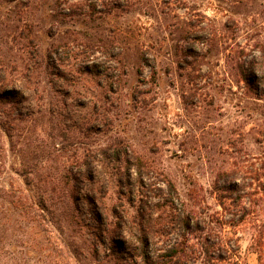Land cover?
I'll use <instances>...</instances> for the list:
<instances>
[{"label": "rangeland", "instance_id": "rangeland-1", "mask_svg": "<svg viewBox=\"0 0 264 264\" xmlns=\"http://www.w3.org/2000/svg\"><path fill=\"white\" fill-rule=\"evenodd\" d=\"M257 43L264 0H0V264H107L140 224L153 262L184 211L205 264H264Z\"/></svg>", "mask_w": 264, "mask_h": 264}, {"label": "trees", "instance_id": "trees-1", "mask_svg": "<svg viewBox=\"0 0 264 264\" xmlns=\"http://www.w3.org/2000/svg\"><path fill=\"white\" fill-rule=\"evenodd\" d=\"M213 35L211 34L210 37ZM213 41L212 38L208 40ZM210 47V44H209ZM256 48L260 52V57L258 59H253L249 63L242 61L237 64V70L239 71L240 77L245 85L247 91L254 93L256 99H262L264 96V43H257ZM17 94L14 95V97ZM21 99V96H19ZM14 105H17V102H12ZM18 115H21L20 113ZM27 113L24 116H29ZM9 130L12 131V127L10 126ZM120 143L110 144L106 149L102 150L105 152H112V158L114 163L120 164L123 163L124 160L121 158L119 153V145ZM106 154V153H105ZM110 156V155H109ZM126 163V161H125ZM136 168L140 170L142 168V164L140 160L136 161ZM118 171H120L119 167H114ZM72 182L83 183L80 179H76L75 177L70 178ZM126 182V181H125ZM81 183V184H82ZM123 177L121 180H118L119 187H123ZM166 186L170 192V197L176 195V191L174 187L167 182ZM74 198L73 200H75ZM86 199H89L86 197ZM97 221V220H96ZM174 227L177 231L183 232V234L168 248L161 249L158 252L156 251L153 255L155 257L152 262V258L150 257V252L148 248L151 246L148 226L138 225L139 226V237L137 238L139 248L136 253L135 250L132 251L127 248H121L120 243L116 242V240L112 241L111 251L112 254H109L106 258L107 264H195L198 259H203L205 263H214L221 262L224 259V254L227 251V247L220 242V239H214L215 234H213L212 229L208 227L201 226L200 224L195 223L192 224V218L185 211L178 216V222H174ZM146 228V230H145ZM112 233V232H111ZM203 233V234H202ZM189 235V238H187ZM199 235V243L198 248H195L194 245L190 242V236ZM102 242V241H100ZM150 249V248H149Z\"/></svg>", "mask_w": 264, "mask_h": 264}]
</instances>
